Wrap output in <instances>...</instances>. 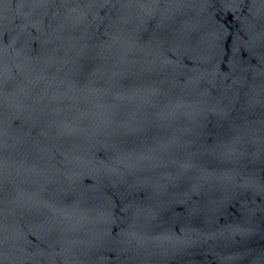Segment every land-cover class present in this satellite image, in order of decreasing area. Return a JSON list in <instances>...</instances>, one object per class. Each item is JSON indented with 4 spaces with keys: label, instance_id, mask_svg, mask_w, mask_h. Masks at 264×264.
Segmentation results:
<instances>
[{
    "label": "water",
    "instance_id": "95a60500",
    "mask_svg": "<svg viewBox=\"0 0 264 264\" xmlns=\"http://www.w3.org/2000/svg\"><path fill=\"white\" fill-rule=\"evenodd\" d=\"M0 264H264V0H0Z\"/></svg>",
    "mask_w": 264,
    "mask_h": 264
}]
</instances>
